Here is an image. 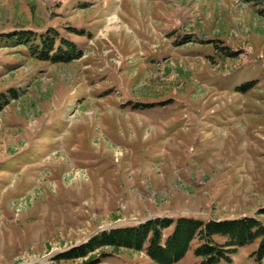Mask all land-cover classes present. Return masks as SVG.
I'll return each mask as SVG.
<instances>
[{"label":"rangeland","instance_id":"rangeland-1","mask_svg":"<svg viewBox=\"0 0 264 264\" xmlns=\"http://www.w3.org/2000/svg\"><path fill=\"white\" fill-rule=\"evenodd\" d=\"M48 33L80 56L37 60ZM0 97V264L153 218L264 225V0H0Z\"/></svg>","mask_w":264,"mask_h":264},{"label":"trees","instance_id":"trees-1","mask_svg":"<svg viewBox=\"0 0 264 264\" xmlns=\"http://www.w3.org/2000/svg\"><path fill=\"white\" fill-rule=\"evenodd\" d=\"M6 35L16 39L14 33ZM54 40L55 36L49 33L41 38L40 50L34 52V57L40 61L69 63L80 56V53L73 52L75 45L63 38L54 50ZM27 43V40L18 41L21 45ZM3 105L4 102H0V111ZM259 213L264 214V207ZM254 243L256 247L250 252L249 259L253 264H264V225L255 217L222 220L190 216L164 217L149 219L139 225L114 227L59 254L56 259H82L80 264H99L106 254L95 257L93 252L107 247L143 252L155 264H175L189 250H192L197 264H229L231 255L238 249Z\"/></svg>","mask_w":264,"mask_h":264},{"label":"bare ground","instance_id":"bare-ground-1","mask_svg":"<svg viewBox=\"0 0 264 264\" xmlns=\"http://www.w3.org/2000/svg\"><path fill=\"white\" fill-rule=\"evenodd\" d=\"M113 19L115 20V17H110V20H113Z\"/></svg>","mask_w":264,"mask_h":264}]
</instances>
